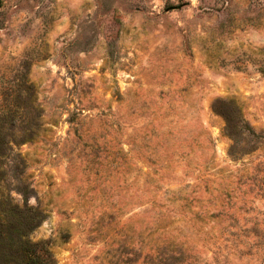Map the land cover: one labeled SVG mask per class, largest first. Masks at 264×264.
<instances>
[{"label":"rangeland","instance_id":"1","mask_svg":"<svg viewBox=\"0 0 264 264\" xmlns=\"http://www.w3.org/2000/svg\"><path fill=\"white\" fill-rule=\"evenodd\" d=\"M25 189L51 264H264V0H0V264Z\"/></svg>","mask_w":264,"mask_h":264},{"label":"trees","instance_id":"2","mask_svg":"<svg viewBox=\"0 0 264 264\" xmlns=\"http://www.w3.org/2000/svg\"><path fill=\"white\" fill-rule=\"evenodd\" d=\"M24 195V208L17 207V223L14 230L17 234V239L12 240L11 247L14 249L11 256H14L15 264H51V256L49 252L43 253L44 249L38 243L28 242L24 240L29 233H32L39 227L46 217V213L39 207L29 206V189L21 190ZM30 255V258L25 263L24 256ZM50 257V258H49Z\"/></svg>","mask_w":264,"mask_h":264}]
</instances>
